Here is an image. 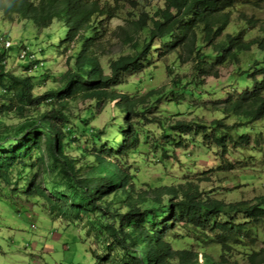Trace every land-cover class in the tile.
<instances>
[{"label": "trees", "instance_id": "16d2710c", "mask_svg": "<svg viewBox=\"0 0 264 264\" xmlns=\"http://www.w3.org/2000/svg\"><path fill=\"white\" fill-rule=\"evenodd\" d=\"M262 5L264 0H0L2 20L31 23L45 46L66 59L51 75L22 45L25 69L35 73H13L5 66L13 44L6 47L0 35V182L13 193L20 180L21 194L45 199L51 214L73 222L86 218L88 231L105 239L95 254L99 264H264V242L256 247L253 229L264 226V193L226 203L200 187L208 177L170 179L165 166L155 183L135 176L139 167L154 164L147 152L176 164V152L193 143L214 146L219 172L241 164L244 151L254 150L255 158L261 153L264 161V135L252 127L264 119V23L241 9ZM119 16L123 24L111 29ZM53 21L62 23L63 37L47 31ZM114 39L124 52L102 64L97 51ZM158 63H165L168 85L140 91L141 79L127 83ZM228 65L235 74L226 86L204 87ZM48 79L52 85L36 93L35 80ZM206 96L216 97L210 122L175 119L183 115L182 105L194 112L207 105L187 98ZM79 99L87 106L81 116L70 108ZM165 101L173 114L162 108ZM9 114L16 123L6 122ZM100 114L101 127L91 124ZM230 117L237 123H228ZM52 172L56 179L49 184L44 180Z\"/></svg>", "mask_w": 264, "mask_h": 264}, {"label": "rangeland", "instance_id": "374dc122", "mask_svg": "<svg viewBox=\"0 0 264 264\" xmlns=\"http://www.w3.org/2000/svg\"><path fill=\"white\" fill-rule=\"evenodd\" d=\"M262 6L260 10H254L251 7L241 9L247 15L257 14L262 19L263 24L264 5ZM236 16L237 12L233 15L234 19ZM119 24H123L121 16L114 18L110 22V27L114 29ZM63 30L61 22L53 21L47 31H51L54 35L58 33L60 37H63ZM47 31L45 30L43 33ZM253 31L254 34L258 32L257 28ZM0 35L5 36L6 40L13 44L12 50L9 51V57L5 60L6 69L11 72L16 74L30 73L24 66L26 65L24 64L26 59L23 60V58L27 49L21 48L22 45H27L29 49L36 53V59L41 60L44 68L49 69V74L57 75L62 70L66 61L64 54L62 56L57 55L54 48L49 50L43 43L42 33H39L31 23L22 19L2 20L0 13ZM39 50H42V52H39ZM97 52L102 55L101 63L105 64L107 57L116 56L124 52V49L123 45L117 39H114L106 40L103 51L99 50ZM254 54L261 55V53L256 54L255 52ZM164 65L165 63H158L156 66L150 67L146 73L129 78L127 83H133L141 79L142 82L138 85L140 91H144L150 86L168 85L170 79L167 77L168 74ZM46 69H44V72L47 71ZM232 70L231 65L223 67L220 72L221 78L219 80L206 79L204 87L215 86L219 90L226 86L228 75L235 74ZM31 73L34 74L35 69ZM35 82L37 86L34 91L38 94L44 93L52 85L49 79L43 80V82L35 80ZM125 89L126 87L123 88V91ZM238 90H241V87H238ZM187 99L196 106L202 103L207 105L198 112H194L192 109L186 110L182 105L179 108L183 115L175 119L189 121L197 118L208 123L214 118L211 102L216 97L206 96L201 100ZM168 102L162 103V108L173 114L174 109L168 105ZM86 107V103L81 99L70 105L71 111L80 116L83 115ZM13 118L14 114L5 117L7 123L14 124L16 122ZM227 122L230 124L237 123L234 117L228 118ZM102 123L103 114H100L98 119L91 124L101 127ZM256 126L262 130L264 135V119L252 124L253 128ZM148 127L151 129L149 130L150 133L158 135L157 126L150 124ZM249 135L250 138L254 137V130ZM84 142L86 140H82V143ZM250 145H253V143ZM70 152L72 155L77 153L76 150ZM176 154L179 156V161L173 164L169 159L158 162L157 159L152 158V152H147V160L154 161V164L139 167L135 174L137 181L149 184L157 182L160 177L158 169L165 166L164 175L170 179H190L196 182L200 177V179L208 177V181H198L200 187L208 191L211 197L226 203L250 200L259 193H264V161L261 153L256 155L258 158L252 156L256 154L254 150L250 153L248 151L240 153L244 156L241 164L235 165L232 170H229L230 172L214 170L220 163L219 152L214 146H211L209 150H205L202 146L193 143L189 144L185 150L177 151ZM241 166L245 167L241 168ZM190 167L193 169L192 172H190ZM211 167L213 171L207 173ZM30 171L36 173L38 171L37 165ZM30 171L26 170L25 173L29 174ZM201 172L205 173L204 176L196 175ZM55 179V173L52 172L47 174L44 181L51 184ZM170 179H168L169 182H171ZM11 181L13 183L15 178L12 177ZM16 183L12 186L16 189L12 193L9 185L6 186L4 182H0V264H35L31 259L37 260V263L40 262V264H99L95 254L98 255L100 250L104 249L105 239L102 234H97L95 230L88 231L89 226L86 224V218L73 222L60 215L51 214L45 199L22 195L20 192L22 182L17 180ZM253 229L258 241L256 247H259L261 246L259 239L264 242V226L257 225ZM239 264L244 263L239 261Z\"/></svg>", "mask_w": 264, "mask_h": 264}, {"label": "built area", "instance_id": "2783aa9c", "mask_svg": "<svg viewBox=\"0 0 264 264\" xmlns=\"http://www.w3.org/2000/svg\"><path fill=\"white\" fill-rule=\"evenodd\" d=\"M3 43L6 47L10 45V41H4Z\"/></svg>", "mask_w": 264, "mask_h": 264}, {"label": "crops", "instance_id": "0c3cea01", "mask_svg": "<svg viewBox=\"0 0 264 264\" xmlns=\"http://www.w3.org/2000/svg\"><path fill=\"white\" fill-rule=\"evenodd\" d=\"M31 261H33L35 264H40V262L37 263V260L34 261V260L31 259Z\"/></svg>", "mask_w": 264, "mask_h": 264}]
</instances>
